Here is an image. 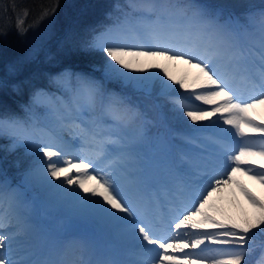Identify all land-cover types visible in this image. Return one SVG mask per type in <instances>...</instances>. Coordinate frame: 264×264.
<instances>
[{"label":"snow or ice","instance_id":"6c2138e0","mask_svg":"<svg viewBox=\"0 0 264 264\" xmlns=\"http://www.w3.org/2000/svg\"><path fill=\"white\" fill-rule=\"evenodd\" d=\"M252 9L237 16L196 0H116L107 23L73 41L102 56L93 70L121 91L65 69L49 77L63 95L37 89L24 118L0 115L5 152L33 157L18 184L0 180V264H249L264 235V198L243 179L264 189V4ZM149 106L170 149L159 165L140 155ZM161 186L170 218L156 220ZM33 189L100 231L42 224Z\"/></svg>","mask_w":264,"mask_h":264},{"label":"trees","instance_id":"16d2710c","mask_svg":"<svg viewBox=\"0 0 264 264\" xmlns=\"http://www.w3.org/2000/svg\"><path fill=\"white\" fill-rule=\"evenodd\" d=\"M115 2L116 0H0V32L6 33V36L0 35V115L7 112L24 118L26 113L22 106L29 104L32 93L37 89H44L47 92L58 90L49 83V77L65 69L84 71L101 81L108 90L120 92L119 84L103 80L102 70H93L94 67L101 68L102 56L81 51L73 43L89 26L102 21L107 23L105 14L111 11V6ZM125 2L126 0H120L122 4ZM196 2L233 11L238 16L253 10L254 5L264 4V0H196ZM52 8L56 9L55 15L41 19L43 11ZM18 19L24 21L23 34L18 31ZM70 34L73 40L69 39ZM146 111L151 124L140 155L142 158L154 156L164 159L169 148L158 140V136L164 132L160 114L150 106ZM35 113L38 118H43L44 108L37 107ZM163 115L165 118L170 115L167 107L163 110ZM165 122L169 127H176L174 122L167 120ZM8 143L7 139L0 138V180H3L6 174L7 179L15 186L33 157L26 156L23 148L6 153L3 146ZM17 159L20 160L19 167L16 166ZM156 174L158 176L157 170ZM31 197L36 201H40V198L47 200L49 194H42L37 190ZM51 211L54 214L53 221L44 222L39 217L42 224L53 227L67 226L74 231H84L92 227L91 219L72 216L69 220L66 218V222H70L71 226L66 225L62 223L65 217L62 212L58 209ZM256 244L254 253L264 259V241L262 244L260 242Z\"/></svg>","mask_w":264,"mask_h":264},{"label":"rangeland","instance_id":"374dc122","mask_svg":"<svg viewBox=\"0 0 264 264\" xmlns=\"http://www.w3.org/2000/svg\"><path fill=\"white\" fill-rule=\"evenodd\" d=\"M198 3L205 4L204 2H198ZM210 8L212 10H222V12L225 15L228 14V13L235 14L233 11L224 10L223 8H219V7H210ZM235 15H237V14H235ZM102 62H103V59H102ZM82 72H84V71H82ZM89 75H91V74H89ZM96 80H98V79H96ZM54 93H56V95H58V96L59 95H63V93L60 92L59 90H55ZM192 103L198 104L199 102H192ZM258 112H260L261 114H264V109H260V110H258ZM44 113H46V114H44V117H45L47 115V110L45 108H44ZM225 127H227V126H225ZM169 153H170V149L167 151V155H169ZM147 158H148L149 162H154L156 165H159L165 159V158L164 159L163 158H160V159L159 158H155L154 156H150V157H147ZM156 170L158 172H160L159 167H157ZM21 179H22V176L19 179V182L21 181ZM243 179H244V182L248 185L249 188H251L254 192H256V194L258 196H261L262 198H264V189H262L254 181L248 180L247 177H244ZM36 191H37V189H33L30 192V196H33ZM38 191L40 193H42V194H46L45 192H43L41 190H38ZM169 199H170V197H169V193H168L167 189L165 187L161 186L159 198L157 200H155L153 206L150 209V211L153 213V215H154L156 220H162V219L170 218L169 215H168V210H169L168 200ZM35 202H36L35 203L36 212L43 220H47V221L52 222L53 221L52 215H54V214H53V212L51 210L52 209H58L65 216L64 219L62 220V223L71 226L70 222H66V218H67V220H69L70 216L73 217L72 210H71V208L69 206L56 202L52 198V196L50 194H49V197H48L47 200H44L43 198H40V201H36V199H35ZM241 202H242V204H243V206L245 208H248L247 203L245 201H243L242 198H241ZM223 204H224L225 208H228L227 201H224ZM59 223L61 224V222H59ZM91 225H93L94 228H92L90 230L95 231V232H99L100 231L99 226L93 220H92V224ZM263 241H264V235H258L256 237L255 241L253 242L252 252L247 257L249 263H251V264H264V259L259 258V256H257L254 253L255 246L257 248V244L256 243L260 242L262 244Z\"/></svg>","mask_w":264,"mask_h":264}]
</instances>
